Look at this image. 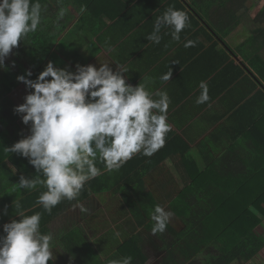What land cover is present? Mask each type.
<instances>
[{
  "label": "crops",
  "instance_id": "0c3cea01",
  "mask_svg": "<svg viewBox=\"0 0 264 264\" xmlns=\"http://www.w3.org/2000/svg\"><path fill=\"white\" fill-rule=\"evenodd\" d=\"M86 1L89 3L83 12L82 7L73 6V0H63L64 4H55L44 21L41 17L39 28L42 27L48 38L55 42L51 43L53 48L41 64L38 75L49 61L73 72L77 64L98 68L99 64L108 63L113 71L116 64L123 65L129 70L127 83L133 86L146 83L147 90L152 93L167 92L171 101L167 113L171 131L164 146L153 156L136 154L119 171L108 172L97 159L96 166L101 174L88 181L95 182V191L87 200L68 208L49 226L43 223L48 212L41 209L33 213L41 214V234L53 237L55 264H75L64 251V243L69 240H74L75 246L79 247L85 243L92 245V263H106L117 255L135 233L142 231L125 195L141 194V189L157 195L179 191L184 186L182 177L194 170L190 160L195 161L198 168H204L208 161L219 158L238 132L258 118L264 105L262 95H259L264 94V83L249 72L245 59L251 51L250 45H244L257 27L242 20L245 13L249 12L248 15L254 18L258 11L254 13L251 9L242 13L236 28L222 30L216 17L209 20L204 11L194 9L192 3L195 0H165L163 3H159L160 0ZM170 7L185 12L190 26L180 33V41L172 39L170 27H161L159 35L162 38L156 44L148 37L154 31L156 19ZM188 40L197 43L186 48L184 44ZM21 65L24 70L20 72L30 70L33 73L25 61H21ZM234 66L244 72L236 79ZM169 71H172L170 80L162 81L160 77ZM201 81L207 84L210 99L207 103L197 104ZM28 92L23 83H18L0 102L16 123L6 133L18 140L30 134V126H25L21 116L14 112L16 106L24 103ZM153 98L158 99L155 95ZM5 163L16 177L15 184L8 187L5 194H14L19 206L37 201L41 193L47 191L43 184H38L36 189H20L17 185L20 176L31 179L37 175L35 169L24 175L9 159ZM143 240L148 264L152 260L146 246L149 245L157 255H164L153 233L144 232ZM78 256L79 261L82 259L87 263L86 257ZM48 264L53 262L50 260Z\"/></svg>",
  "mask_w": 264,
  "mask_h": 264
},
{
  "label": "clouds",
  "instance_id": "9594fccd",
  "mask_svg": "<svg viewBox=\"0 0 264 264\" xmlns=\"http://www.w3.org/2000/svg\"><path fill=\"white\" fill-rule=\"evenodd\" d=\"M41 11V4L32 0H0V69L5 68L13 50L37 31ZM163 26L172 29L173 40L180 41V33L190 26L189 18L183 11L168 8L156 19L148 39L159 44ZM196 43L188 40L184 47ZM128 72L120 64L113 71L108 63L98 68L77 64L73 72L49 61L36 79H30V70L17 77L30 91L14 112L25 126H30V134L6 150L27 158L34 167L37 175L31 179L22 175L17 185L31 190L43 184L47 191L36 203L49 214L63 200L76 199L85 184L101 174L97 159L108 172L119 171L136 154L151 157L164 146L171 131L167 122L170 98L166 91H148L146 83H127ZM171 77L169 71L160 79L167 82ZM199 87L196 103H207L208 86L201 81ZM172 215L156 206L151 213L155 222L152 233L164 232ZM20 218L3 225L0 264H48L50 260L55 264L53 237L40 231L41 214L21 213ZM131 261V257H125L112 264Z\"/></svg>",
  "mask_w": 264,
  "mask_h": 264
},
{
  "label": "trees",
  "instance_id": "16d2710c",
  "mask_svg": "<svg viewBox=\"0 0 264 264\" xmlns=\"http://www.w3.org/2000/svg\"><path fill=\"white\" fill-rule=\"evenodd\" d=\"M251 1L195 0L192 4L194 9L204 11L207 19L213 20L216 17L217 25L224 30L239 25L240 15L251 11L252 7H248ZM36 2L42 6L41 17L44 21L53 6L62 4L63 0H32V3ZM73 2L76 8H84L89 3L86 0ZM163 2L165 0L159 1ZM253 24L257 30L244 45H250L251 51L245 55V59L249 72L264 83V4L254 16ZM39 26L36 32L30 33L13 50L7 59L9 62L5 61V68L0 69V102L16 88L19 83L17 77L25 74L24 71L20 72L24 70L21 61H25L33 70L30 79H36L42 70L40 66L49 56L54 45L51 43L55 41L49 39ZM234 69L237 71L234 79L244 74L241 68L234 66ZM244 69L249 70L246 67ZM259 95H262L264 101V94ZM15 124L0 104V235H4L3 225L12 220L18 222L21 213L31 216L43 209L36 200L17 207L16 196L5 194L7 188L16 182V177L5 163L6 159L24 175L34 170L27 158L6 150L19 141L6 133ZM186 151H189L188 146ZM190 162L194 170L191 169L187 176L182 177L184 186L179 191L177 189L157 195L141 189V194L125 195L130 211L142 231L135 233L117 255L110 257L106 263H92V245L85 243L79 247L75 246L74 240H69L64 243L69 261L75 264H112V261L131 257V264H148L143 249L144 232L152 233L155 222L151 219V213L159 205L173 213L165 231L153 234L164 252L162 264H249L264 250V105L258 118L238 132L233 143L219 158L208 161L204 168H198L195 161ZM94 184H85L84 193L80 192L76 199L63 200L49 215L46 214L43 223L49 226L68 208L87 200L95 191ZM258 227L263 228L262 235L256 233ZM78 255L86 257L87 263L82 259L79 261Z\"/></svg>",
  "mask_w": 264,
  "mask_h": 264
},
{
  "label": "rangeland",
  "instance_id": "374dc122",
  "mask_svg": "<svg viewBox=\"0 0 264 264\" xmlns=\"http://www.w3.org/2000/svg\"><path fill=\"white\" fill-rule=\"evenodd\" d=\"M263 4H264V0H252L248 4V7H252V11L255 13L256 11H258L261 8V6ZM248 13H245L242 16V20L244 21V23L247 22L249 26H254L253 18L250 16V14L248 15ZM255 231L258 235L263 234V228L262 227L256 228ZM146 247L148 248V253L150 255V259L152 260L151 264H162L161 261H162L163 256H161L160 254L157 255L155 250L149 249V245ZM151 248H152V246H151ZM261 262H264V250L261 253H259L258 256H256L249 264H262Z\"/></svg>",
  "mask_w": 264,
  "mask_h": 264
}]
</instances>
